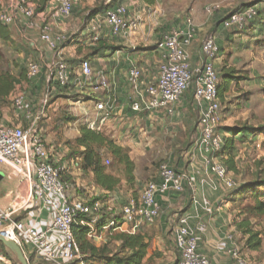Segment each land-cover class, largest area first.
Here are the masks:
<instances>
[{
  "label": "built area",
  "instance_id": "built-area-1",
  "mask_svg": "<svg viewBox=\"0 0 264 264\" xmlns=\"http://www.w3.org/2000/svg\"><path fill=\"white\" fill-rule=\"evenodd\" d=\"M81 0H49L50 8L55 20H67L73 10L80 5ZM37 0H0V23L11 27L19 23V17L24 20L25 29L33 31L36 28ZM218 8H208V15H212ZM257 16L254 6L244 7L231 12L223 18L221 26L225 30H241ZM104 27L110 36L131 34L138 30L139 20L130 18L126 6L119 5L106 10L91 20L89 34L93 42L98 41L99 29ZM196 26L191 19H186L182 27L164 33L156 45L161 54L157 67L155 82L148 85L144 92H136V99L132 102L131 110L136 113L164 111L172 119L176 114V107L183 95L193 89V107L198 115L196 148L203 154V164L216 182H211V192L221 195L233 190L236 183L230 177L226 167L214 157L223 145L222 135L219 132L221 117L219 114V76L213 62L217 59L220 48L215 36L207 37L200 48V63L192 67L189 48L195 36ZM71 42L63 33H54L48 23L41 25L37 43L41 44L40 52L56 54L57 61L41 63L30 61L26 65V78L35 82L43 78L44 93L40 106V115H43L52 94L70 92L74 89L82 90L92 80V70L86 60L79 64V74L63 60L61 49ZM141 74L136 69L128 73V82L135 89L138 88ZM108 82L103 75L99 76L97 91L107 88ZM12 108L23 111L26 107L24 94H13ZM95 120L88 123L89 129H97L99 122L103 124L108 115L100 117L103 111H109L106 103L96 102ZM39 119L23 128L19 125L0 123V175L17 180L19 188L17 198L21 200L15 209L0 208V234L7 240L20 247L29 264L33 259L38 264H83V256L76 242L73 225L78 217H100L102 204L96 201L92 204L86 201L73 200L70 196V186L62 181L64 171L62 165H57L56 157L48 149L40 135ZM110 162L107 161L106 167ZM191 187L185 174L176 173L169 165L159 167L157 181L148 183L137 199H130L121 206L118 220L110 217L104 231L135 234L140 227L155 223L160 215L161 206L159 196L168 193L181 195L185 191V184ZM58 199V202L56 201ZM32 210L41 213L49 212L52 215L51 227L38 230L29 227L20 221L17 216ZM83 224L82 222L80 223ZM87 239H96L97 233L91 225ZM198 227V226H197ZM193 227L187 216L176 217L173 228V241L178 254L175 264H212L219 262L222 255L228 256L233 264H245L232 235L224 239L232 243V247L224 250L219 246L213 260L200 254L197 245L198 228ZM202 228L199 226V229ZM52 232L59 236L58 242L50 239ZM224 250V251H223ZM31 257H33L31 259ZM0 264H18L4 254L0 249Z\"/></svg>",
  "mask_w": 264,
  "mask_h": 264
},
{
  "label": "crops",
  "instance_id": "crops-1",
  "mask_svg": "<svg viewBox=\"0 0 264 264\" xmlns=\"http://www.w3.org/2000/svg\"><path fill=\"white\" fill-rule=\"evenodd\" d=\"M105 4H113L112 8L119 5L126 6L128 16L139 20V28L134 33L116 37L110 36L104 27L100 28L98 40L103 44V49L95 55L91 53V48L95 45L89 34V25L91 20L100 14L95 17L87 15L84 18V14L80 15L78 11L82 7L81 1L80 5L73 10L71 18L61 21L53 18L49 0H37L35 30L27 31L21 17L18 24L8 27L11 39L14 41L12 46L25 45L33 51L34 56H40L43 59L42 52L36 49H41L37 38L41 25L45 22L52 26L54 33H63L71 39V42L61 49V58L74 69L76 74H79V64L82 60L90 64L92 80L82 90L74 89L75 92H72L76 94L74 100L77 104L85 99L88 100L91 118L87 119V123L95 120V116L98 117L94 104L106 103L109 108L108 113L103 111L99 116L108 115V118L103 124L97 123V131L135 157L134 184L128 186L123 171L112 165L111 170L119 177L120 185L114 192L107 194L93 185L91 175H84L78 171L77 175L90 182L89 197L106 196V203L112 211L120 214L122 205L132 198H138L148 183L157 181L158 174L151 172L148 174L141 169L137 161L141 158L138 157L145 156L154 149L157 153L158 149L164 150L163 135L169 130L174 134V138L177 135L181 136L182 139L180 138V142H177L179 143L177 149L183 153L184 160L178 161L177 168L187 176L191 187H188L181 195L168 193L159 196L161 210L158 219L152 225L140 227L138 232L154 246L147 252L146 259L149 264H175L178 254L172 230L175 227L177 215L187 216L193 227L198 226V252L213 260L219 246L224 247L225 251L232 247L231 242L224 240L226 236L231 235L228 233V222L224 216V211L226 213L228 211L226 207L229 201L225 200L224 195L211 192L209 189L210 183L216 182V179L205 169L203 154L196 148L198 116L193 107V95L189 93L183 95L176 107L175 117L172 119L168 118L162 110L133 112L131 105L136 99V92L142 94L145 88L153 84L157 78V67L161 59V54L156 49L157 43L164 33L183 26L184 15L191 17L197 29L195 39L189 48L192 67L200 63V48L203 41L209 36H215L220 51L213 65L217 71H220L225 66L223 63L226 61V48L230 47L233 39L231 35L236 32H223L221 29L223 18H218V15H213L212 19H204L201 0H155L153 6H146L140 0H106ZM250 26L252 34L260 30L264 31V20L259 18L251 22ZM3 46L0 42V48ZM43 53L46 62L50 63L59 59L56 54ZM131 69H136L141 74L137 89L128 82V73ZM100 75L105 77L108 87L95 91L94 87H97ZM35 84L38 87L43 86V78L36 80ZM89 95H99V98L94 101L89 98ZM66 96L69 97L70 94ZM7 115L5 114L2 120L5 123L8 119ZM188 156H190L188 164H183L182 161H185ZM77 159L78 157L71 159L67 164L64 161L65 169H71L68 164L74 167ZM3 179L5 178L1 176L0 182ZM80 182L81 187H84L83 180ZM18 188L17 180H12L10 184H0L1 209H15L19 206L21 200L14 194ZM56 201L58 202V199ZM224 202L226 203L223 204ZM17 218L27 226L38 230L49 229L52 223V215L46 211L39 213L32 210L24 215H18ZM199 226L202 228L199 229ZM50 239L58 242L60 238L52 232ZM156 250L159 253H156ZM31 264H38L37 260L33 259ZM212 264H233V262L228 256L222 255L219 262L213 261Z\"/></svg>",
  "mask_w": 264,
  "mask_h": 264
},
{
  "label": "rangeland",
  "instance_id": "rangeland-1",
  "mask_svg": "<svg viewBox=\"0 0 264 264\" xmlns=\"http://www.w3.org/2000/svg\"><path fill=\"white\" fill-rule=\"evenodd\" d=\"M104 1L81 0L82 7L78 11H80V15L84 14V18L87 15L91 16L92 11L98 10ZM251 1L201 0L204 19H212L213 15H218V18H224L231 12L241 10L244 7L254 6L256 13L258 14L259 12V18L264 20V0H254L252 1L253 3ZM213 7L218 9L212 15H208L207 9ZM104 10L98 14L103 13ZM75 11L77 12V10ZM184 19H191V17L184 15ZM251 22H248L241 30H229V32L234 31L236 33L231 35L233 39L230 47L226 48V61L223 63L225 66L220 71L229 73L230 76L236 78L229 79L230 83L228 82L229 86L227 85V87L221 80L219 82L220 86H222L219 89L221 95L219 103L221 124L219 131L222 135L223 145L221 150L214 154V157L224 164L229 171L230 177L236 183L234 190L224 194L225 200L229 201V205L226 207L227 213L224 211V216L228 222V233L233 236L240 257L245 264H264V211L260 213L257 210V202L264 203V197H259L258 201H256V198L244 189L258 177L263 178L264 176V131H256L258 128L264 127V31L260 30L252 34ZM235 34H238V37ZM0 52L3 55L1 70H9L16 76H21L22 74L21 84L18 85L15 95L24 94L27 101L23 111L16 112L12 107L9 113L6 111L5 114H8L6 123L14 126L19 124L27 126L38 118L39 129L41 130L40 135L47 144L48 149L56 157L57 165L64 167L61 177L70 186V196L73 200H87L90 196V182L88 183L84 177L77 175L79 172L76 166L73 167L68 164L71 169H65V166L67 162L78 157L81 153L80 148L75 144V140L79 136L80 127L88 126L87 119L91 118L88 100L85 99L77 104V101L74 100L76 94L72 93L74 90L57 92L51 95L48 106L43 115H40L44 86L38 87L35 82H30L25 77L26 65L30 61L41 63L40 56H34L33 51L25 45L18 47L4 45L0 48ZM41 55L43 61H45L44 53ZM220 71H217L218 76L221 75ZM228 78H224V80ZM68 94H70L69 97L66 96ZM89 98L97 101L99 95H89ZM234 127L253 128V132L257 133L254 136L248 135L244 139L231 141L225 130ZM163 136L164 150L163 148L160 151L158 149L157 153V150L155 151L154 149L145 156L138 157L141 158L139 160H137L138 158L136 159L139 166L148 174L150 172L158 174L160 165L167 164L176 173L183 174V171L177 168L178 161L184 160L183 153L177 149L179 145L177 142H180L181 136L177 135L174 138L171 130L164 133ZM228 142L233 145L231 151L227 149ZM124 152L135 162V157L129 154L128 150H124ZM189 158L190 156L182 163L188 164ZM64 161L66 162L65 165ZM107 161L110 162L108 167H111L113 164L110 157L105 159L103 163L105 166ZM120 169L123 171V168L119 167ZM80 180H83L84 187H81L82 183ZM6 183L10 184L11 181L3 179L0 182V184ZM258 192L264 193V189H259ZM14 194L17 197V192H14ZM102 213L106 219L112 216L119 217V213L112 211L106 202ZM241 224H246L249 230L259 234L261 246L257 251H250L245 247L247 236L244 235V230L239 228ZM107 236V231H102L96 239L91 240V243L94 246H107L109 250L117 252V243ZM153 247L150 243L149 248ZM155 252L159 253L157 250ZM9 257L17 263L10 253Z\"/></svg>",
  "mask_w": 264,
  "mask_h": 264
},
{
  "label": "trees",
  "instance_id": "trees-1",
  "mask_svg": "<svg viewBox=\"0 0 264 264\" xmlns=\"http://www.w3.org/2000/svg\"><path fill=\"white\" fill-rule=\"evenodd\" d=\"M146 6H153L155 0H140ZM106 0L96 11H92L91 17H95L102 10L106 11L112 8L113 4H105ZM1 9V5H0ZM103 11V13H104ZM256 20L259 19V12L257 14ZM254 20V19H253ZM255 20V21H256ZM253 22V21H252ZM223 32L225 30L222 28ZM221 31V32H222ZM0 42L3 45L13 47L14 41L11 39V34L7 26H4L0 23ZM94 47L91 48L92 55L99 53L103 49V44L101 41L94 42ZM3 61V55L0 52V123L3 120V117L6 111L11 110L12 103L11 97L16 92V89L19 84H21V76H16L9 70L2 71L1 64ZM223 69V68H222ZM219 75L220 80L224 82L227 87L229 86V79L236 78L230 76L229 73H223ZM26 77V74H25ZM225 79L224 78H227ZM240 78V77H239ZM242 78V77H241ZM244 79V78H243ZM229 82V83H228ZM222 84V83H221ZM222 86L218 85V89ZM186 93L193 95V89L188 90ZM185 93V94H186ZM184 94V95H185ZM220 93H219V102H220ZM197 113V112H196ZM198 116V115H197ZM198 122V121H197ZM26 128V126H22ZM227 135H229L231 141L244 139L248 135L254 136L255 133L259 131H264L263 128H258L253 132V128L249 127H234L225 130ZM220 132V131H219ZM221 134V133H220ZM75 144L78 148L81 149V153L78 155V159L75 160L77 171L84 175L92 176V183L99 190L104 193H111L118 188L120 185V179L116 173H113L111 167H106L103 163L105 159L110 157L111 163L118 168H123V175L128 186H132L135 181L134 170L135 165L133 161L129 158V155L124 152L119 146L115 144L113 140H107L97 129H89L88 126H82L79 129V136L75 140ZM233 145L231 142L227 143V149L231 151ZM76 158V157H75ZM74 158V159H75ZM224 165V164H223ZM227 169V168H226ZM175 171V170H174ZM228 171V169H227ZM229 172V171H228ZM62 181L63 178L61 177ZM187 183L185 184V191L187 189ZM235 189V188H234ZM233 189V190H234ZM245 191L250 192L256 201L259 197H264V193L258 192L259 189H264V176L258 177L255 181L251 182L246 188ZM184 191V192H185ZM134 199V198H133ZM137 199V198H135ZM86 201L89 204H92L96 201H99L102 204V210L100 217H89L81 216L78 217L73 225V232L76 239V242L79 246L80 252L83 256V264H149L147 258V252L149 249L150 242L144 235L137 232L135 234H127L120 232H113L112 229L108 230V236L117 243L118 251L114 252L107 248V246H94L91 241L87 239V233L89 231L88 225H91L99 236L102 233L103 228L107 224L109 218L103 216L104 203L106 202V196L98 197H89ZM257 210L260 213L264 211V203L257 202ZM114 220H118L119 217L112 216ZM83 223L82 225L80 223ZM239 228L244 230V235L247 236L245 247L250 251H257L261 246V238L258 233L249 230L246 224L239 225ZM106 245V244H105ZM1 251L9 256V253L0 245ZM31 264V263H30ZM79 264V263H71Z\"/></svg>",
  "mask_w": 264,
  "mask_h": 264
},
{
  "label": "water",
  "instance_id": "water-1",
  "mask_svg": "<svg viewBox=\"0 0 264 264\" xmlns=\"http://www.w3.org/2000/svg\"><path fill=\"white\" fill-rule=\"evenodd\" d=\"M0 245L14 257L18 264H29L20 247L14 242L7 240L4 234H0Z\"/></svg>",
  "mask_w": 264,
  "mask_h": 264
}]
</instances>
